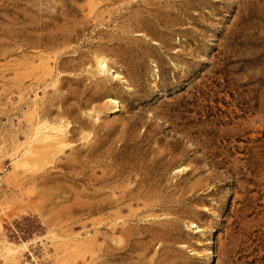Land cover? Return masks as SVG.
I'll return each instance as SVG.
<instances>
[{"label":"rangeland","instance_id":"rangeland-1","mask_svg":"<svg viewBox=\"0 0 264 264\" xmlns=\"http://www.w3.org/2000/svg\"><path fill=\"white\" fill-rule=\"evenodd\" d=\"M0 201V264H264V0H0Z\"/></svg>","mask_w":264,"mask_h":264},{"label":"bare ground","instance_id":"bare-ground-1","mask_svg":"<svg viewBox=\"0 0 264 264\" xmlns=\"http://www.w3.org/2000/svg\"><path fill=\"white\" fill-rule=\"evenodd\" d=\"M140 29V27L138 26ZM142 29L149 31V27L147 25H142ZM110 57L108 53L104 50H99L97 54H95V62L97 64V70L99 73H107V74H113L116 76H120L122 72L118 70L116 65L110 61ZM125 77V76H123ZM110 89L109 86H105V89ZM111 91V90H109ZM111 102L114 103V106L112 107V112L117 113L119 110H121V102L118 98H111ZM68 123L69 121L61 119V121L57 124H47L45 122L43 124V127H37L36 130L34 131L32 135V141H39L41 140L43 143L40 145L41 147H30V148H25L24 152L20 151L18 155L22 156L18 159V163H21L22 159L24 161H43L44 159H48L49 161L53 160V155L54 151L59 152L63 151V149L69 145V140H68ZM47 128L48 130L42 133V129ZM42 133V134H41ZM41 134V135H40ZM87 137V136H85ZM47 147H54L53 151H40V148H47ZM27 154H34L32 157H27ZM17 155V156H18ZM1 205V201H0ZM2 231V224L0 222V234ZM28 246V242H24L20 245H14L10 244L9 242L6 241H0V253H2L5 257L8 255L10 257H17L19 254H22L25 248Z\"/></svg>","mask_w":264,"mask_h":264}]
</instances>
